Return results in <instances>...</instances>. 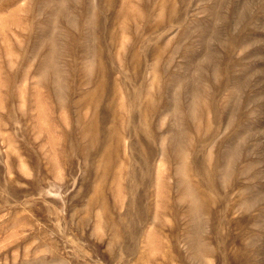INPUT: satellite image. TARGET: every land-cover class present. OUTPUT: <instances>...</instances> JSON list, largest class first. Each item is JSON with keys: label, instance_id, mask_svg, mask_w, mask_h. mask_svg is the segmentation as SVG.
Here are the masks:
<instances>
[{"label": "rangeland", "instance_id": "rangeland-1", "mask_svg": "<svg viewBox=\"0 0 264 264\" xmlns=\"http://www.w3.org/2000/svg\"><path fill=\"white\" fill-rule=\"evenodd\" d=\"M0 264H264V0H0Z\"/></svg>", "mask_w": 264, "mask_h": 264}]
</instances>
